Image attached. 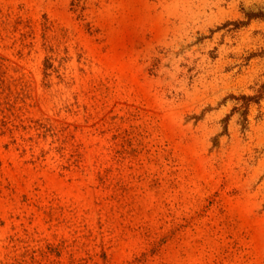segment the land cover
<instances>
[{"label":"rangeland","instance_id":"obj_1","mask_svg":"<svg viewBox=\"0 0 264 264\" xmlns=\"http://www.w3.org/2000/svg\"><path fill=\"white\" fill-rule=\"evenodd\" d=\"M263 86L264 0H0V264H264Z\"/></svg>","mask_w":264,"mask_h":264},{"label":"trees","instance_id":"obj_2","mask_svg":"<svg viewBox=\"0 0 264 264\" xmlns=\"http://www.w3.org/2000/svg\"><path fill=\"white\" fill-rule=\"evenodd\" d=\"M249 18H251V17H254V16H248ZM263 89H264V86H263ZM253 99H250L249 101H252Z\"/></svg>","mask_w":264,"mask_h":264}]
</instances>
